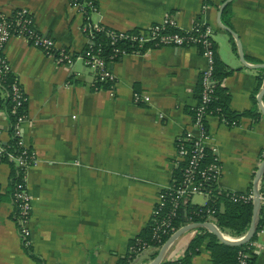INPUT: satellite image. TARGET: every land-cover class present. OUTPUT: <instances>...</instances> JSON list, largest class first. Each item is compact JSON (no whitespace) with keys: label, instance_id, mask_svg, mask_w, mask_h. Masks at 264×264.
<instances>
[{"label":"crops","instance_id":"crops-1","mask_svg":"<svg viewBox=\"0 0 264 264\" xmlns=\"http://www.w3.org/2000/svg\"><path fill=\"white\" fill-rule=\"evenodd\" d=\"M225 1L94 0L98 12L91 20L130 31L171 15L179 29L190 31L200 18L214 30L218 54L233 70L224 79L230 109L247 111L254 107V99L259 109L257 97L264 79L256 89L264 67L257 65L264 64V0L227 3L230 27L221 20L224 8L220 15L222 25L240 40L245 64L235 37L217 22ZM18 8L28 9L36 28L58 47L79 53L87 46L83 18L66 0H0V14ZM3 53L27 97L25 139L37 161L26 175L33 207L29 246L22 244L17 231L14 170L9 163H0V264H35L30 254L43 264H116L129 241L150 223L160 191L179 172L177 140L191 127L208 58L193 46H148L140 53H126L110 66L115 78L111 94L108 87H91L93 71L82 62L57 63L23 39L11 38ZM134 91L146 93L149 101L135 103ZM4 96L0 86V97ZM3 110L0 107V130L7 140L8 118ZM262 117H242L234 123L207 117L206 144L218 155L222 189H252L264 158ZM261 187L264 195V184ZM191 202L202 206L205 199L197 195ZM198 229L174 240L162 261L181 260ZM255 240L253 264H264V232ZM205 243L189 264H213ZM152 253L143 252L134 264L149 263Z\"/></svg>","mask_w":264,"mask_h":264},{"label":"built area","instance_id":"built-area-1","mask_svg":"<svg viewBox=\"0 0 264 264\" xmlns=\"http://www.w3.org/2000/svg\"><path fill=\"white\" fill-rule=\"evenodd\" d=\"M66 1L68 7L83 18L82 32L85 34L88 43L85 49L75 53L66 47H58L51 37L46 36L36 28L33 16L26 8H18L9 15L0 14V84L3 82L5 75H12L10 64L3 52L7 42L13 37L23 39L28 45L41 50L46 56L53 57L57 63L71 66L77 60L82 62L93 71L91 86L98 89V84L109 83L108 90L111 94L115 92V78L110 66L128 52L125 48L114 47L108 56H103L100 45L96 49L92 47L94 32L104 27L111 45L121 41L132 49L131 53H140L146 46L197 47V45H201L204 51L203 54L208 58L209 67L200 75L202 93L194 108L191 127L186 129L184 135L177 140V153L181 162L180 179L176 182L172 180L166 189L160 191L157 203L152 211L150 222L154 227L153 238L156 243L155 245L142 243L139 248L137 247L138 249L131 248L133 252L143 253L152 250L155 253L159 251L165 242L161 239L162 235L170 237L177 231L172 228V222L177 217L180 209L184 208L187 203H192L193 197L197 195L204 197L205 204L202 206L205 207L211 200L214 189L224 190L218 186L221 173L218 155L215 148H210L206 144L208 137L206 119L210 114H208L205 107L209 102V95L213 87L211 80L213 52L211 47L214 30L206 25L202 33H197L194 26L190 31H183L177 27L174 17L167 15L161 21L144 29L124 31L92 22V15L98 12L94 0ZM10 91L13 100L10 114H16V118L11 125L8 112L6 110L1 112L8 118V127H11L12 130L10 132L8 129L9 138L7 140L3 139L0 130V163L6 162L13 165L17 177H21V180L14 185L12 198L18 234L22 244L29 246L33 207L32 196L26 184V175L29 168L36 164L37 159L25 139V125L29 122L24 107L27 97L15 77L10 85ZM133 101L137 104L147 103L149 96L144 92L134 91ZM11 141L12 143H10ZM208 152L211 153V159L206 162L205 158ZM260 187L261 180L259 190ZM225 191L230 194L231 201L235 203H248L254 200L252 189L245 192ZM260 203L261 205L264 204L262 192H260ZM206 214L207 219L204 223H212L224 238L237 241L244 237L245 234L239 237L231 236L215 223L209 209H206ZM193 223L195 222L190 218L185 221V225ZM263 232L264 227L257 230L256 235ZM244 244L247 247L245 250L238 251L237 264H250L249 260L254 257L256 240L252 238Z\"/></svg>","mask_w":264,"mask_h":264},{"label":"trees","instance_id":"trees-1","mask_svg":"<svg viewBox=\"0 0 264 264\" xmlns=\"http://www.w3.org/2000/svg\"><path fill=\"white\" fill-rule=\"evenodd\" d=\"M230 18V4H228L223 12H222V22L224 25L230 27V23L228 19ZM193 26L197 29V33H202L205 28V24L202 23L200 18H196L194 20ZM175 31V30H173ZM196 33V32H195ZM214 35V34H213ZM230 44L233 51H236V45L232 37H230ZM100 45L102 47V55L108 56L111 53V50L114 47H119L121 49H126L128 53L132 52V49L128 48V46L123 42H117L114 45L110 44V39L107 35L105 27L101 30L94 32V39L92 43V47L96 49V47ZM148 46L144 47L141 52L146 50ZM197 48L201 53H203V49L201 45H197ZM212 72H211V80L213 83L212 92L209 95V102L206 104V111L210 116H216L221 120L226 121L227 123H232L239 120L242 117H250L254 120H258L263 118L256 104V100L254 99V107L243 112H235L230 109V94L227 88L224 85V79L229 76L233 70L230 66L224 63L217 51V46L212 40ZM13 75L7 74L4 76L3 82L0 84L2 90L5 93L3 98L0 97V107L4 108L8 112V118L12 125L15 121L16 114H10V110L13 106V100L11 97L10 85L13 82ZM264 79V70H262V74L258 76V86L257 91L262 86V82ZM109 83L98 84V87L101 85L103 88L108 87ZM94 88L93 86H91ZM202 86L201 81L199 79V86L197 89L198 101L201 98ZM264 102V96L262 98ZM26 103H24V107H26ZM194 115V111H193ZM12 128L9 127V131L11 132ZM12 143V141L10 142ZM206 162L211 159V153H207V157L205 158ZM6 163V162H5ZM11 165V164H10ZM14 170L13 177V188L14 185L21 180V177H17L16 169L13 165H11ZM181 169L179 167V172H177L176 177L173 179L176 182L180 179ZM261 184H264V174L261 178ZM260 192H263V188L260 187ZM206 209L211 211V216L214 218L215 223L222 229L226 230L231 236L239 237L244 235L251 223L252 214H253V202L248 203H235L231 201L230 194H228L225 190H217L214 189L211 200L207 203V206H200L192 203H187L184 208L180 209L177 217L172 222V228L178 230L184 224L187 218H190L195 223H204L207 219ZM264 227V204L261 205L260 213H259V223L257 230H260ZM154 227L150 222L148 225L140 231V233L132 240L129 241L127 250L124 254L119 255L116 260V264H134L138 256L142 253L133 252L131 248H139L142 243H146L148 245H155V239L153 238ZM256 234L253 239L256 238ZM169 237L162 235V241H166ZM206 245V248L210 252L211 261L213 264H237V255L239 250H245L247 245L243 244L240 246H228L221 243L218 238L211 232H209L205 228H199L196 232L195 236L191 239L184 257L181 260L176 261H162L160 264H189L191 257L198 253L199 248L202 244ZM137 248V249H138ZM156 255L152 253L151 259ZM31 258L34 260L35 264H43V261L36 255L30 254ZM255 257V254H254ZM254 257L249 260L250 264H253Z\"/></svg>","mask_w":264,"mask_h":264},{"label":"water","instance_id":"water-1","mask_svg":"<svg viewBox=\"0 0 264 264\" xmlns=\"http://www.w3.org/2000/svg\"><path fill=\"white\" fill-rule=\"evenodd\" d=\"M230 1L231 0H226L223 3L222 7L220 8L219 14H218L217 22H218V25L220 27L224 28L225 30H227L230 34H232L235 37L236 44L238 47L240 61L242 64H245L246 61H245V58L243 55L242 45L240 43V40L238 39L237 35L230 28L223 26L221 23V20H220V15H221V12H222L224 6L227 3H229ZM257 66L264 67V64L257 65ZM263 94H264V86L261 89V91L257 97L260 112L264 116V105L261 102ZM263 174H264V158L260 162V164L256 170L254 180H253V185H252V191H253V195H254L253 214H252L250 226H249L247 232L245 233V235L242 239L237 240V241H232V240L226 239L222 236V234L218 231V229H216V227L212 223H208V222H206V223H193V224H189V225H184L181 228H179L176 232H174L164 242V244L161 246V248L157 252L156 256L147 264H160L162 262L165 251L171 245V243L174 240H176L180 235H182L184 232H186L190 229H193V228H201V227L207 228L211 233H213L218 238V240L221 243L228 245V246H240V245H243L244 243L248 242L250 239H252L254 237V235L256 234V231L258 228V223H259V213H260V209H261L259 182H260Z\"/></svg>","mask_w":264,"mask_h":264}]
</instances>
